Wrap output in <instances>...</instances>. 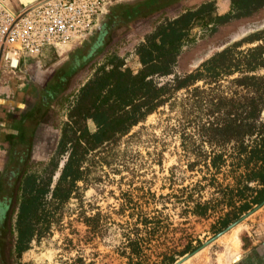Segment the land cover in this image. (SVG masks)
Listing matches in <instances>:
<instances>
[{
    "label": "rangeland",
    "instance_id": "1",
    "mask_svg": "<svg viewBox=\"0 0 264 264\" xmlns=\"http://www.w3.org/2000/svg\"><path fill=\"white\" fill-rule=\"evenodd\" d=\"M201 1L112 0L106 17L79 44L50 49L28 60L25 66L22 62L23 66L15 71L2 68L0 98L15 103L17 109L11 128L14 132L7 135L5 159L8 163L0 168V181L6 182L0 190V200L5 193H13L15 178L22 169L26 153L38 164H47L54 154L61 126L68 121L64 92L69 88L73 73H79L76 82H81L88 75L89 64L97 63L104 52H115L114 49L122 53L125 67L137 73L141 69L140 60L128 50L143 40L149 17L171 5L185 8ZM214 1L217 14L230 10V6L227 8L230 0ZM174 9L177 8L170 10ZM173 12L168 13L173 16ZM113 22L112 37L106 38L105 45L97 50L100 47L94 46L99 38L97 29L101 31L103 23H106L104 28L109 29ZM259 30H264V9L250 18L221 26L211 35L201 28L194 29L191 35L196 42L184 49L182 68L179 66L176 71L185 70L187 66L195 68L215 52L242 43ZM262 43H242L239 49L244 51ZM93 48L96 51L85 60ZM56 89L61 90L52 94ZM230 91L227 89V93ZM183 94L185 91L177 95L182 97ZM175 124L176 115L169 105L160 108L145 123L135 127L104 160L96 158L87 181L78 184L79 193L65 206L60 222L49 233L32 241L30 249L21 256H17L11 238L7 240L11 252L9 264H130L122 253L129 236L141 239L143 256L137 264H167L170 258L175 259L174 264H229L235 254H239L235 230L242 225L219 232L216 223L221 213L208 218L187 213L188 194L193 193L196 198L195 185L209 177L198 149L204 152L210 147L202 145L197 136L186 134L184 137L169 132L167 127ZM89 127L95 130L91 121ZM135 133L137 135L133 136ZM14 147L16 159L10 162ZM67 158H60L53 185ZM225 175L219 176L220 182L233 184ZM205 184L203 181L202 186ZM213 193V189L204 190L203 200H210ZM89 218L93 219L90 225ZM146 218L152 222L148 227L143 223Z\"/></svg>",
    "mask_w": 264,
    "mask_h": 264
},
{
    "label": "trees",
    "instance_id": "2",
    "mask_svg": "<svg viewBox=\"0 0 264 264\" xmlns=\"http://www.w3.org/2000/svg\"><path fill=\"white\" fill-rule=\"evenodd\" d=\"M230 4L224 15L216 13L214 0H202L185 8L171 5L149 17L148 30L134 47L141 63L137 73L125 67L120 52H104L101 60L89 64L88 75L81 82H76L79 73H73L64 92L68 121L61 126L54 154L47 164H38L26 153L9 195V221L4 228L17 256L60 222L63 209L79 193L78 184L87 181L96 158L104 160L135 127L167 105L177 120V125L167 127L169 132L197 136L202 145L210 147L204 152L198 149L209 177L203 178L205 185L203 181L195 185L196 198L188 194L187 213L201 218L221 213L216 228L223 232L264 204V30L242 42L262 44L244 51L239 49L242 43L233 44L195 68L176 71L182 68L184 49L196 42L193 29L211 35L221 26L264 9V0H230ZM172 6L177 9L170 10ZM34 58L25 56L23 65ZM73 82L76 86L71 88ZM227 89L231 91L227 93ZM182 91L185 94L179 97ZM65 156L68 158L53 185ZM221 174H227L233 184L220 182ZM0 185V190L6 186L4 179ZM208 188L213 189V197L203 200L202 192ZM87 221L90 225L93 219ZM143 223L148 227L152 222L146 218ZM122 253L130 264H137L143 256L139 236H129ZM174 263L170 258L167 264Z\"/></svg>",
    "mask_w": 264,
    "mask_h": 264
},
{
    "label": "built area",
    "instance_id": "3",
    "mask_svg": "<svg viewBox=\"0 0 264 264\" xmlns=\"http://www.w3.org/2000/svg\"><path fill=\"white\" fill-rule=\"evenodd\" d=\"M109 0H46L15 11L0 0V71L18 70L25 56H41L82 41L98 26Z\"/></svg>",
    "mask_w": 264,
    "mask_h": 264
},
{
    "label": "crops",
    "instance_id": "4",
    "mask_svg": "<svg viewBox=\"0 0 264 264\" xmlns=\"http://www.w3.org/2000/svg\"><path fill=\"white\" fill-rule=\"evenodd\" d=\"M3 1L15 11H24L46 0ZM229 6L230 4H228L227 8H229ZM227 11L226 9L221 13H226ZM50 49L52 48H47L44 52L47 53ZM16 109L15 103L11 104L10 100L0 98V168L6 167L8 163L5 159V155L8 154L6 150L8 149L7 135L14 132L11 128L14 121V110ZM15 147L12 148L13 154L9 160L10 162L16 159L13 157V155H16ZM241 222L240 251L239 254H235V257L229 264H264V204L246 215L245 219ZM237 230L238 229L235 231Z\"/></svg>",
    "mask_w": 264,
    "mask_h": 264
},
{
    "label": "flooded vegetation",
    "instance_id": "5",
    "mask_svg": "<svg viewBox=\"0 0 264 264\" xmlns=\"http://www.w3.org/2000/svg\"><path fill=\"white\" fill-rule=\"evenodd\" d=\"M111 5H112V0H109L108 7H107L104 15L101 17V19L98 23V26H99L100 22L104 19V17H106V14L108 13L109 7ZM226 13H219L218 15H224ZM105 25H106V23H103V25L101 27L104 29V30L102 29L103 31L102 30L100 31L99 29H97V32L99 34V38H97V42L94 45V46H96V45L100 46L99 48H97V50H99L100 48H102L105 45L106 38L109 39L113 35L112 29L115 28L114 22L109 26V29L104 28V27H106ZM116 28H118V26ZM193 39H196V38H193ZM79 43H80V41L76 42L74 44L77 45ZM129 46L130 45L128 44V47ZM134 47H135V44H133L132 47L128 51L129 52H136ZM114 50H115V52H120V50H118V49H114ZM95 51L96 50L93 48L91 52H95ZM109 52H113V51H109ZM10 206H11V200H10L9 194L5 193L2 197V200H0V264H9V261L11 260L10 247H9V243H7V240H9V237H7V235H6L7 230L4 228L6 223L9 221L8 215H9Z\"/></svg>",
    "mask_w": 264,
    "mask_h": 264
},
{
    "label": "bare ground",
    "instance_id": "6",
    "mask_svg": "<svg viewBox=\"0 0 264 264\" xmlns=\"http://www.w3.org/2000/svg\"><path fill=\"white\" fill-rule=\"evenodd\" d=\"M237 226H238V225H237ZM241 231H242V226L239 227L238 230H237L236 233H235L236 237L238 238V239L235 238V243H236V245H237V243H238L239 247H240V244H241V239H240V233H241ZM238 240H239V241H238ZM181 264H182V263H181Z\"/></svg>",
    "mask_w": 264,
    "mask_h": 264
},
{
    "label": "water",
    "instance_id": "7",
    "mask_svg": "<svg viewBox=\"0 0 264 264\" xmlns=\"http://www.w3.org/2000/svg\"><path fill=\"white\" fill-rule=\"evenodd\" d=\"M245 217H246V216H245ZM245 217H243V219H242L241 221H243V220L245 219ZM241 221H240V222H241ZM240 222L237 223V224H235V225H233L232 227L237 226L238 224H240ZM232 227H231V228H232ZM181 263H182V262H178V263H176V264H181Z\"/></svg>",
    "mask_w": 264,
    "mask_h": 264
}]
</instances>
